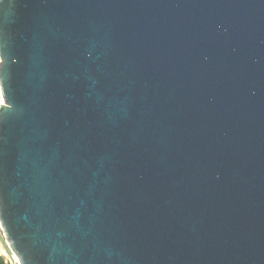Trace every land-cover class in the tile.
Returning a JSON list of instances; mask_svg holds the SVG:
<instances>
[{
  "label": "water",
  "instance_id": "95a60500",
  "mask_svg": "<svg viewBox=\"0 0 264 264\" xmlns=\"http://www.w3.org/2000/svg\"><path fill=\"white\" fill-rule=\"evenodd\" d=\"M0 30L19 264H264V0H4Z\"/></svg>",
  "mask_w": 264,
  "mask_h": 264
},
{
  "label": "snow or ice",
  "instance_id": "6c2138e0",
  "mask_svg": "<svg viewBox=\"0 0 264 264\" xmlns=\"http://www.w3.org/2000/svg\"><path fill=\"white\" fill-rule=\"evenodd\" d=\"M4 0H0V11ZM10 48L7 39L5 38L2 30H0V75H5V57L9 54ZM6 264V262H5Z\"/></svg>",
  "mask_w": 264,
  "mask_h": 264
},
{
  "label": "rangeland",
  "instance_id": "374dc122",
  "mask_svg": "<svg viewBox=\"0 0 264 264\" xmlns=\"http://www.w3.org/2000/svg\"><path fill=\"white\" fill-rule=\"evenodd\" d=\"M0 240H1V244L8 250V253L10 255V256H8L9 259H7L6 257H5V259L8 261L9 264H13L12 259H11V256L13 257L14 251L11 250V248L8 245V243L6 242L5 237L3 235V232L1 230V228H0ZM0 253H1V250H0ZM17 264H19V263H17Z\"/></svg>",
  "mask_w": 264,
  "mask_h": 264
},
{
  "label": "bare ground",
  "instance_id": "6f19581e",
  "mask_svg": "<svg viewBox=\"0 0 264 264\" xmlns=\"http://www.w3.org/2000/svg\"><path fill=\"white\" fill-rule=\"evenodd\" d=\"M0 250H1L2 255L4 257H6L7 259H9L8 256H10V255L8 253V250L1 244V240H0ZM11 259H12L13 264L19 263L18 256H17V254L15 252H14L13 257L11 256Z\"/></svg>",
  "mask_w": 264,
  "mask_h": 264
},
{
  "label": "built area",
  "instance_id": "2783aa9c",
  "mask_svg": "<svg viewBox=\"0 0 264 264\" xmlns=\"http://www.w3.org/2000/svg\"><path fill=\"white\" fill-rule=\"evenodd\" d=\"M5 102V99H4V96H3V93H2V87H1V84H0V103H4Z\"/></svg>",
  "mask_w": 264,
  "mask_h": 264
},
{
  "label": "flooded vegetation",
  "instance_id": "af4514ba",
  "mask_svg": "<svg viewBox=\"0 0 264 264\" xmlns=\"http://www.w3.org/2000/svg\"><path fill=\"white\" fill-rule=\"evenodd\" d=\"M2 254V253H1Z\"/></svg>",
  "mask_w": 264,
  "mask_h": 264
}]
</instances>
